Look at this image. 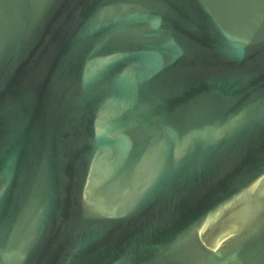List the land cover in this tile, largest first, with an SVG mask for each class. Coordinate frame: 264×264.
<instances>
[{
    "label": "water",
    "instance_id": "water-1",
    "mask_svg": "<svg viewBox=\"0 0 264 264\" xmlns=\"http://www.w3.org/2000/svg\"><path fill=\"white\" fill-rule=\"evenodd\" d=\"M0 264H264V0H0Z\"/></svg>",
    "mask_w": 264,
    "mask_h": 264
},
{
    "label": "bare ground",
    "instance_id": "bare-ground-1",
    "mask_svg": "<svg viewBox=\"0 0 264 264\" xmlns=\"http://www.w3.org/2000/svg\"><path fill=\"white\" fill-rule=\"evenodd\" d=\"M220 241H218V243H219Z\"/></svg>",
    "mask_w": 264,
    "mask_h": 264
}]
</instances>
